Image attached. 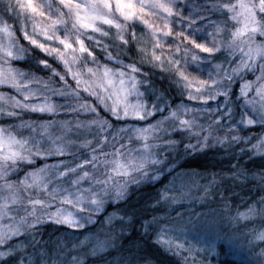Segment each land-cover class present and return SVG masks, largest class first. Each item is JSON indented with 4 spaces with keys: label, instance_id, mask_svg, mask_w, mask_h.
I'll return each mask as SVG.
<instances>
[{
    "label": "snow or ice",
    "instance_id": "snow-or-ice-1",
    "mask_svg": "<svg viewBox=\"0 0 264 264\" xmlns=\"http://www.w3.org/2000/svg\"><path fill=\"white\" fill-rule=\"evenodd\" d=\"M0 86V264H264V0H0Z\"/></svg>",
    "mask_w": 264,
    "mask_h": 264
},
{
    "label": "rangeland",
    "instance_id": "rangeland-1",
    "mask_svg": "<svg viewBox=\"0 0 264 264\" xmlns=\"http://www.w3.org/2000/svg\"><path fill=\"white\" fill-rule=\"evenodd\" d=\"M8 23L12 24L15 27V25L13 23V20L8 19ZM16 24L19 27L18 22ZM21 43H25L26 44L27 42L21 40ZM246 78L247 79H253L254 77L249 75ZM0 91L9 92L11 90L8 87H6V86H0ZM12 94H15V93L13 92ZM26 134L27 133H25V135ZM14 178L15 177H13V179ZM99 235H100V238L103 239L102 231L99 232ZM232 249H234L235 251H233ZM258 250L259 249H257V251ZM240 251H241V249L239 248V246H237L235 244H232V246L230 248L227 240L225 241V244H224L223 247H221V245L219 243H217L215 249L212 250L209 253V255L206 257V264H231L230 262H232L234 264H240V261H241V256L239 254Z\"/></svg>",
    "mask_w": 264,
    "mask_h": 264
},
{
    "label": "trees",
    "instance_id": "trees-1",
    "mask_svg": "<svg viewBox=\"0 0 264 264\" xmlns=\"http://www.w3.org/2000/svg\"><path fill=\"white\" fill-rule=\"evenodd\" d=\"M11 20H13V23H14V25H15V27H18L17 26V22H16V20H14V19H11ZM19 34V33H18ZM15 66L16 67H18V68H25V65H24V63L23 62H20V63H17V64H15ZM25 118H27V117H25ZM257 130H254V133L256 132ZM159 186V185H158ZM231 264H234V263H232V262H230Z\"/></svg>",
    "mask_w": 264,
    "mask_h": 264
}]
</instances>
